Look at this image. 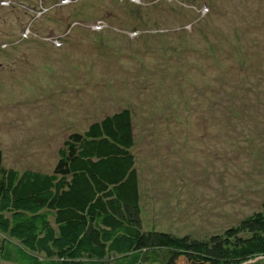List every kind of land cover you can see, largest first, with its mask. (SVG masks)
<instances>
[{"label":"rangeland","instance_id":"374dc122","mask_svg":"<svg viewBox=\"0 0 264 264\" xmlns=\"http://www.w3.org/2000/svg\"><path fill=\"white\" fill-rule=\"evenodd\" d=\"M6 1L3 165L51 172L68 133L128 108L146 224L207 237L262 210L264 0Z\"/></svg>","mask_w":264,"mask_h":264},{"label":"trees","instance_id":"16d2710c","mask_svg":"<svg viewBox=\"0 0 264 264\" xmlns=\"http://www.w3.org/2000/svg\"><path fill=\"white\" fill-rule=\"evenodd\" d=\"M39 1L36 9L47 7ZM133 147L131 112L122 108L68 133L51 172L3 165L0 155V229L10 233L0 245L2 258L20 264H180L184 257L187 264H241L264 256V203L207 237L146 224ZM43 251L47 255H37Z\"/></svg>","mask_w":264,"mask_h":264},{"label":"clouds","instance_id":"9594fccd","mask_svg":"<svg viewBox=\"0 0 264 264\" xmlns=\"http://www.w3.org/2000/svg\"><path fill=\"white\" fill-rule=\"evenodd\" d=\"M71 1V0H70ZM69 1V2H70ZM74 2H75V0H74ZM135 3H140V0H135L134 1ZM63 4V3H62ZM68 3H65V4H63V5H67ZM42 9V7H40L39 8V10L38 9H35V10H33V12L34 13H36L37 11H39L40 12V10ZM43 12V11H42ZM77 22H84V21H77ZM84 23H86V22H84ZM91 24V23H90ZM86 25H87V28H91L92 26H90L88 23H86ZM104 26H102L101 28H97V29H102ZM26 31H28V29L26 28V30H25V33H27ZM69 31V30H68ZM60 38V37H59ZM59 38H57V37H50V39H49V41L51 42V43H53V41L55 42H57L58 43V45H56V46H59V45H61V41L59 40ZM55 45V44H54Z\"/></svg>","mask_w":264,"mask_h":264},{"label":"built area","instance_id":"2783aa9c","mask_svg":"<svg viewBox=\"0 0 264 264\" xmlns=\"http://www.w3.org/2000/svg\"><path fill=\"white\" fill-rule=\"evenodd\" d=\"M69 1H70V0H63L62 3L65 4V3L69 2ZM43 9H44V8H42V9L40 10V12H42ZM98 26H99L98 28H101L103 25H102L101 23H99Z\"/></svg>","mask_w":264,"mask_h":264},{"label":"bare ground","instance_id":"6f19581e","mask_svg":"<svg viewBox=\"0 0 264 264\" xmlns=\"http://www.w3.org/2000/svg\"><path fill=\"white\" fill-rule=\"evenodd\" d=\"M36 2H37V1H36ZM129 10H130V8H129ZM33 17H34V16H33ZM15 33H16V32H15ZM66 34H67V33H66ZM66 34H65V35H66ZM146 43H147V42H146ZM77 52H78V51H77ZM24 56H25V55H24Z\"/></svg>","mask_w":264,"mask_h":264}]
</instances>
